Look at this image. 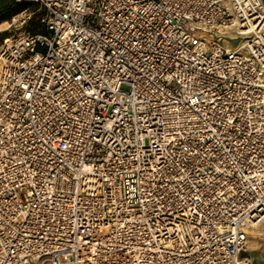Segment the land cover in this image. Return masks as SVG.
<instances>
[{
	"label": "built area",
	"instance_id": "2783aa9c",
	"mask_svg": "<svg viewBox=\"0 0 264 264\" xmlns=\"http://www.w3.org/2000/svg\"><path fill=\"white\" fill-rule=\"evenodd\" d=\"M16 1L45 32L0 45V264H252L264 0Z\"/></svg>",
	"mask_w": 264,
	"mask_h": 264
},
{
	"label": "rangeland",
	"instance_id": "374dc122",
	"mask_svg": "<svg viewBox=\"0 0 264 264\" xmlns=\"http://www.w3.org/2000/svg\"><path fill=\"white\" fill-rule=\"evenodd\" d=\"M16 2L19 5V9L17 10V12L13 16H11L9 20L0 23V25H2L3 23L5 24V26L0 27V45L6 38L16 37L23 33H30L28 27L30 21L33 19H35L38 27L43 26L41 22L42 11L40 10L38 5L19 1ZM29 15L30 20H28L27 23L23 26H20L19 22H13V20H18L23 16ZM14 24L16 25L14 26ZM241 41V39L230 38L222 39L221 43L229 49L234 50L240 45ZM259 226H261V228H259L260 231L264 230V220L260 222ZM252 231L253 229L249 233L248 251L244 254V256L248 257L251 260L252 264H264V238L262 236H255Z\"/></svg>",
	"mask_w": 264,
	"mask_h": 264
},
{
	"label": "trees",
	"instance_id": "16d2710c",
	"mask_svg": "<svg viewBox=\"0 0 264 264\" xmlns=\"http://www.w3.org/2000/svg\"><path fill=\"white\" fill-rule=\"evenodd\" d=\"M18 9L19 5L16 0H0V23L9 20ZM28 29L32 34L45 32L44 26L38 27L35 19L30 21Z\"/></svg>",
	"mask_w": 264,
	"mask_h": 264
},
{
	"label": "crops",
	"instance_id": "0c3cea01",
	"mask_svg": "<svg viewBox=\"0 0 264 264\" xmlns=\"http://www.w3.org/2000/svg\"><path fill=\"white\" fill-rule=\"evenodd\" d=\"M259 228H261V226L257 225L255 228H253V234L255 236H262L264 238V230L260 231ZM248 247V246H247ZM251 248V247H250ZM248 251V250H247Z\"/></svg>",
	"mask_w": 264,
	"mask_h": 264
},
{
	"label": "bare ground",
	"instance_id": "6f19581e",
	"mask_svg": "<svg viewBox=\"0 0 264 264\" xmlns=\"http://www.w3.org/2000/svg\"><path fill=\"white\" fill-rule=\"evenodd\" d=\"M3 26H5V24L3 23L2 25H0V27H3ZM262 220H264V217H263V219ZM260 224V223H259ZM259 224H257V225H259ZM257 225H255L254 226V228L257 226ZM247 250H248V247H247Z\"/></svg>",
	"mask_w": 264,
	"mask_h": 264
}]
</instances>
